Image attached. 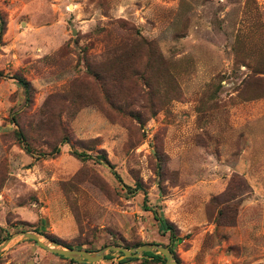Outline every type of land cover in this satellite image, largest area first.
<instances>
[{
	"label": "rangeland",
	"instance_id": "rangeland-1",
	"mask_svg": "<svg viewBox=\"0 0 264 264\" xmlns=\"http://www.w3.org/2000/svg\"><path fill=\"white\" fill-rule=\"evenodd\" d=\"M23 232L264 264V0H0V264H83Z\"/></svg>",
	"mask_w": 264,
	"mask_h": 264
},
{
	"label": "water",
	"instance_id": "water-1",
	"mask_svg": "<svg viewBox=\"0 0 264 264\" xmlns=\"http://www.w3.org/2000/svg\"><path fill=\"white\" fill-rule=\"evenodd\" d=\"M21 236L23 239L34 241L40 248L53 255L62 257L67 260L75 261L77 263H96L102 260L107 252H112L120 254V256L117 258L118 261H122L124 259H138L143 253H153L161 255L164 259L165 264H177V262L173 259L171 252L167 248L161 247L156 244H143L134 249H123L117 246H107L96 253H89L83 250L61 248L53 242L43 243L34 233L23 232ZM10 241L11 239H8L0 244V254L9 245Z\"/></svg>",
	"mask_w": 264,
	"mask_h": 264
},
{
	"label": "trees",
	"instance_id": "trees-1",
	"mask_svg": "<svg viewBox=\"0 0 264 264\" xmlns=\"http://www.w3.org/2000/svg\"><path fill=\"white\" fill-rule=\"evenodd\" d=\"M20 82H21V84L27 89V91L30 89V88H29V84H28L27 82H25V81H23V80L20 81ZM17 136H18V138H19L21 141H23V139H22V135H21V134H18ZM76 156H78V155H76ZM103 160H104L105 163L108 164V161H107L106 158H103ZM139 187H140V186H137V188H139ZM154 218L156 219V221H157V223H158V225H159V228H160L161 230H162V228L170 229L171 227H173L172 224H170L166 219H163V217H162L160 214L156 215V213H155ZM53 242L56 243V241H54V240H53ZM142 245H143V244H142ZM140 246H141V245H140ZM117 247H119V246H117ZM68 249H70V248H68ZM124 249H126V248H124ZM58 257H59V256H58ZM142 257L150 258V259H152V260L155 261V262H159V263H161V264H165V263H164V259H163V257H162L161 255H155V254H153V253H143V254H142ZM59 258L64 259V258H62V257H59ZM105 259H106V257H105ZM66 260H67V259H66ZM129 260H132V259H124V260H122V261H119L118 264L125 263L126 261H129ZM70 261H71V260H70ZM71 262H75V261H71ZM176 262H177V261H176ZM83 264H85V263H83Z\"/></svg>",
	"mask_w": 264,
	"mask_h": 264
}]
</instances>
